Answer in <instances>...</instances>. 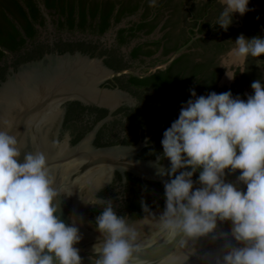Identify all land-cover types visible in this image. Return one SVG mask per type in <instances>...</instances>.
Masks as SVG:
<instances>
[{"label":"flooded vegetation","instance_id":"1","mask_svg":"<svg viewBox=\"0 0 264 264\" xmlns=\"http://www.w3.org/2000/svg\"><path fill=\"white\" fill-rule=\"evenodd\" d=\"M248 11L234 13L227 31L213 25L222 11L219 0H0V83L21 65L46 55L76 53L102 59L111 70L129 73L107 80L104 87L117 88L134 101L114 111L79 101L62 105L59 139L70 147L99 126L90 145L95 149L135 148L134 159L147 165L145 173L114 169L87 203L92 224L106 206L117 215L136 220L165 206L164 182L158 166L170 167L163 154V133L178 119L179 100L235 88L247 99L252 82L264 85V56L249 57L244 72L226 53L240 34L264 38V0H249ZM186 47L164 70L179 49ZM233 80L226 77L227 69ZM149 74V75H147ZM191 171V168L180 169ZM199 177L197 170L192 177ZM165 178V179H163ZM242 191H246V186Z\"/></svg>","mask_w":264,"mask_h":264},{"label":"clouds","instance_id":"2","mask_svg":"<svg viewBox=\"0 0 264 264\" xmlns=\"http://www.w3.org/2000/svg\"><path fill=\"white\" fill-rule=\"evenodd\" d=\"M222 11L215 25L227 31L234 13L245 15L249 0H219ZM157 0H149L155 8ZM264 56V38L240 34L226 57L241 73L249 57ZM227 69L226 77L233 80ZM253 95L233 98L231 91L191 96L179 117L163 133V154L170 167L158 166L157 174L171 177L164 182L165 210L159 228L169 235L194 239L212 233L217 221H231V236L239 246L230 247L216 264H264V85L252 82ZM16 136L0 131V264H81V236L55 213L58 196L54 178L42 152H28L20 159ZM185 170L177 175L178 170ZM240 170L238 183L246 191L226 183L225 170ZM199 170L201 187L193 191V174ZM102 242L94 246L95 264H147L137 257L138 233L125 216L117 215L106 201L96 216Z\"/></svg>","mask_w":264,"mask_h":264},{"label":"water","instance_id":"3","mask_svg":"<svg viewBox=\"0 0 264 264\" xmlns=\"http://www.w3.org/2000/svg\"><path fill=\"white\" fill-rule=\"evenodd\" d=\"M185 49H179L166 64L152 71L166 69ZM126 73L140 78L130 70L115 72L102 59L79 53L46 55L21 65L0 83V131L16 136L21 160L28 152L39 151L47 157L59 193L53 201L55 215L67 226L78 227L81 240L74 247L79 249L81 264H95L99 254L94 246L103 239L89 219L87 203L112 170L144 174L147 165L134 159L135 148H93L90 142L99 126L75 146L68 145L67 137L60 140L62 105L76 100L112 112L123 103H131L134 100L126 93L104 87L107 80ZM240 174V170L233 173L226 169L223 179L242 191L246 185L238 183ZM199 187L196 179L193 191ZM164 210L165 206L150 212L158 219ZM145 216L148 213L127 220L138 233L137 257L147 264H216L230 247L239 246L231 236V221L218 220L212 233L188 239L182 234L169 235L154 217L142 220ZM54 264L58 262L54 260Z\"/></svg>","mask_w":264,"mask_h":264},{"label":"trees","instance_id":"4","mask_svg":"<svg viewBox=\"0 0 264 264\" xmlns=\"http://www.w3.org/2000/svg\"><path fill=\"white\" fill-rule=\"evenodd\" d=\"M227 91H231V93L233 94V98L239 97L240 99H243V100H245V101L247 100V99L241 94V92H240V91H237L234 87L231 88V89L223 88V89H221V90H219V91H212V92H216L217 94H220V93L227 92ZM207 94H208V93H207ZM207 94H206V95H207ZM203 95H205V94H203ZM206 95H205V96H206ZM189 96H190L189 94H184V95H182V96L180 97V100H179L180 105L186 104L187 101H188Z\"/></svg>","mask_w":264,"mask_h":264}]
</instances>
